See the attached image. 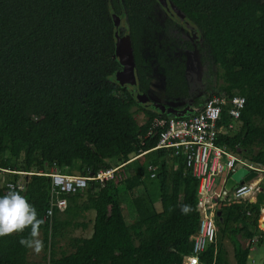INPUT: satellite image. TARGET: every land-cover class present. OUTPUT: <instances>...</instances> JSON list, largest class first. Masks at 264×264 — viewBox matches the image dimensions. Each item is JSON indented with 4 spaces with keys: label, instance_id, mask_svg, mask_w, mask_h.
Masks as SVG:
<instances>
[{
    "label": "trees",
    "instance_id": "1",
    "mask_svg": "<svg viewBox=\"0 0 264 264\" xmlns=\"http://www.w3.org/2000/svg\"><path fill=\"white\" fill-rule=\"evenodd\" d=\"M168 2L199 36L195 45L173 34L179 25L169 15L163 22L156 19V0H0V176L10 174L3 179L0 195L16 190L35 207L44 221L40 233L48 254L30 262V249L18 242L27 236L25 228L0 236V264H184L192 251L202 180L190 174L182 153L155 149L168 126L154 128V120L168 122L173 116L138 106L114 81L120 66L112 12L124 16L130 34L138 91L148 97L150 66L140 50L151 46V59L165 76L163 95L183 101L174 117L189 118L202 108L193 105L186 79L190 51L198 52L208 68L210 82L203 96L245 98L237 130L217 142L264 170V0ZM180 51L185 53L183 61L177 58ZM135 107L146 117L142 125ZM229 123L224 108L218 125ZM121 164L126 173L121 182L90 180L73 195L52 193L51 178L37 175L57 169L65 175L95 177ZM148 166L156 168L154 179ZM146 178L158 184L159 209ZM123 194L135 215L131 224ZM60 201L67 203L64 209ZM221 205L215 217L221 239L202 260L227 264L221 242L227 238L235 264H248L254 246L264 243V226L259 228L264 205L260 199L257 204ZM185 206L187 211H182ZM88 212L94 213L91 236L73 237L71 250L59 252L67 229L86 228L77 219Z\"/></svg>",
    "mask_w": 264,
    "mask_h": 264
},
{
    "label": "built area",
    "instance_id": "2",
    "mask_svg": "<svg viewBox=\"0 0 264 264\" xmlns=\"http://www.w3.org/2000/svg\"><path fill=\"white\" fill-rule=\"evenodd\" d=\"M245 103V98L240 94L233 96L221 94L208 100L198 112L189 118L173 116L169 118L168 122L159 118L153 122L154 128L168 126L161 133L155 149H174L182 153L190 174L202 180L197 205L200 213L198 232L193 238L192 251L185 258L184 264H207L202 260V256L211 245L216 243L218 237L215 217L219 204L232 201H248L257 204L263 193L259 173L264 172V170L254 167L217 142L221 135L231 134L237 130V123H239ZM224 108H228L231 119V123L227 127L218 125ZM239 168L256 172L257 177L250 182L238 184L230 192L223 187L217 191L216 188L223 178V174H225L224 181H226ZM147 170L151 173L150 176L154 178L156 168L148 166ZM27 174L32 175L34 173ZM37 175L51 178L52 193L61 192L65 194H76L80 189L87 188L90 180L101 182L113 180L115 183H119L126 177L122 164L101 171L95 177H93L94 175L63 176L57 169H51L48 173L38 172ZM8 186L12 189L15 188L12 183H8ZM17 188L23 189L24 187L18 185Z\"/></svg>",
    "mask_w": 264,
    "mask_h": 264
},
{
    "label": "rangeland",
    "instance_id": "3",
    "mask_svg": "<svg viewBox=\"0 0 264 264\" xmlns=\"http://www.w3.org/2000/svg\"><path fill=\"white\" fill-rule=\"evenodd\" d=\"M155 14H156V17L161 22L164 21L166 16L157 7L155 10ZM122 30L123 29H121L120 32H122ZM186 58H187V60H186V64H187L186 79H187V82L189 85L191 97L196 98V97H199L201 95V93L203 94L204 80H207L206 84H209V82H210L208 80L209 75L207 74L208 68L202 66V64L199 61V57H197V54H195V53H192V55H190V56H186ZM154 69L155 68L153 66V71H154ZM156 74L157 73L155 71H154V73L152 72V74H151V78L153 80H152V84L150 85L149 95L151 96L152 101L158 102L159 100H161L160 99V91L164 85V80H163L162 76H159V75L157 76ZM212 83L213 84L215 83L214 78H212ZM165 102L168 104V106L170 105V106H173L174 108H176V107L180 108V106L182 105V101L174 102L171 100H166ZM133 110H134V114H135V117H136L138 123L140 125L144 124L146 121V117H145L143 111L139 110L137 107H135ZM193 111L194 110H188V111L183 112V110H179L178 113L188 115V114H193L194 113ZM174 115H178L177 112ZM122 165H123V170H125L124 169L125 164H122ZM5 173H10V172H8L6 170ZM27 173H30V172H21V174H24V175H28ZM59 173L63 176H74V175H65L61 171H59ZM7 175H10V174H4V175L0 176V187H2L3 179H6ZM259 178H261V181H262L261 186L263 187V193L259 199L261 200V202L264 205V172L259 173ZM153 179L146 178L145 184H146V188H147L150 196L152 197V201L154 203V206L157 209H159L160 208L159 187H158L157 182ZM68 195H73V194H68ZM122 199H123V202H124L125 208H126V213L124 212L125 217L131 224L133 222V220L135 219V215L133 214V211H132L130 198L128 197V195L123 194ZM84 200H85V198L82 200H79L78 203L82 204ZM66 205H67V203L64 201L59 202L60 209H64V207ZM263 218H264V216L261 219H263ZM93 219H94V213L93 212H88L87 214H85V216L83 215V217H82V215L79 216V218L77 219V222L78 223L84 222L87 225L86 228L81 226L77 229H72V228L67 229V231L65 233V237L59 241V246H58V248L60 247L59 252L62 250L67 251V252L71 250L69 247V243H70V239L73 237H84V238L90 237L92 234ZM261 219L259 220V224L261 223ZM260 229L263 230V227H260ZM217 236H218L217 238L220 240L221 237L219 236V234ZM39 238L41 239L42 245H43L42 233H40ZM221 242H222L223 248L225 250V259L227 260V264H235L233 244L227 238H223L221 240ZM47 256H48V254H47L46 250H44L43 246L39 252H34L32 249L29 250L30 262H35V263L40 262L43 257H47ZM251 256L252 257H250L248 260V264H264V243L262 245L254 246V250L252 251Z\"/></svg>",
    "mask_w": 264,
    "mask_h": 264
},
{
    "label": "water",
    "instance_id": "4",
    "mask_svg": "<svg viewBox=\"0 0 264 264\" xmlns=\"http://www.w3.org/2000/svg\"><path fill=\"white\" fill-rule=\"evenodd\" d=\"M160 6H162L167 15L173 18L176 22L182 26L192 29L190 23L173 7L168 0H156ZM112 24L114 28V40H115V59L120 66V71L114 76V81L123 89H125L133 98L135 103L143 108H153L160 111L158 106H155L147 97L143 96L138 91V78L136 68L133 59L132 43L129 34H120V28L124 25V16L115 12L111 13ZM157 108V109H156ZM225 174L221 178L216 190L219 191L222 187L230 192L238 184H243L252 181L257 177L256 172H249L246 168H239L230 177L224 181ZM222 205L217 206V216H220ZM260 227L264 226V223L259 224Z\"/></svg>",
    "mask_w": 264,
    "mask_h": 264
},
{
    "label": "clouds",
    "instance_id": "5",
    "mask_svg": "<svg viewBox=\"0 0 264 264\" xmlns=\"http://www.w3.org/2000/svg\"><path fill=\"white\" fill-rule=\"evenodd\" d=\"M182 211H187V206ZM43 223V219L38 218L35 207L20 192L9 190L0 195V236L21 233L28 228L27 236H21L18 242L25 248L39 252L43 246L39 238Z\"/></svg>",
    "mask_w": 264,
    "mask_h": 264
},
{
    "label": "flooded vegetation",
    "instance_id": "6",
    "mask_svg": "<svg viewBox=\"0 0 264 264\" xmlns=\"http://www.w3.org/2000/svg\"><path fill=\"white\" fill-rule=\"evenodd\" d=\"M159 10H161V12H163L164 14H165V16L167 17V13H166V11H165V9L162 7V6H158L157 7ZM155 10H156V7H155ZM160 13V12H159ZM155 17H156V14H155ZM166 17H165V19H166ZM156 19L158 20V21H160L157 17H156ZM165 19H164V21H165ZM161 22V21H160ZM177 25H179L178 27H176V30L174 31V35H177V36H180L183 40H187V41H190L191 43H192V45H195L197 42H198V40H199V36L197 35V33H195V31H194V29H188V28H186V27H184V26H182L181 24H179L178 22H177ZM186 28V29H185ZM121 29H123L122 30V32H120V34L123 36L124 34H129V32L127 31V29H126V27H125V25H123L121 28H120V30ZM129 36H130V34H129ZM189 38V39H188ZM180 43L182 42V41H180V40H178ZM159 47H162V45L161 44H159ZM140 52H141V55H142V58H144L145 59V62L146 63H148V65L150 66V73H149V76H150V78H151V74H152V72L154 73V71L157 73L156 75L158 76H162L163 77V80H164V85H165V76L163 75V73L162 72H160L159 71V64H158V62H156V59H154V60H152L151 59V57H152V49H151V46H147V47H145V48H142L141 50H140ZM153 53H154V50H153ZM192 53H195V54H197V57H199V54H198V52H196V51H190V53L188 54V56H190V55H192ZM182 54H184V56H182ZM154 56V55H153ZM178 56L179 57H177L180 61H183V58H185V53L184 52H179L178 53ZM187 60V59H186ZM199 61H200V58H199ZM201 63V62H200ZM153 66H154V71H153ZM186 72H187V70H186ZM152 79V78H151ZM153 80V79H152ZM152 80H151V82H150V85L152 84ZM206 83H207V80H204V84H203V89L205 88V85H206ZM164 85H163V87H162V89H161V91H160V99L161 100H159L158 102H155V101H152V99H151V96L149 95V91H148V93H147V95H148V99L151 101V102H153L154 104H155V106H158L159 107V109H160V111L162 112V113H165V114H167V115H169V116H174V114L177 112V108L178 109H180L179 107H176V108H174L173 106H168V104L165 102L166 100H171V101H174V102H178V101H182L181 99L180 100H174V99H170V98H167L166 96H164L163 95V90H164ZM189 93H190V90H189ZM191 96V95H190ZM200 96H203V94L201 93V95ZM199 96V97H200ZM191 98H193V97H191ZM196 98H198V97H196ZM195 101L193 102V105L194 106H196V105H198V104H200L199 106H203L206 102H207V98L205 97V96H203V97H201L200 99H195V98H193ZM182 104H183V101H182ZM182 106V105H181ZM153 109V108H152ZM157 109V108H156Z\"/></svg>",
    "mask_w": 264,
    "mask_h": 264
},
{
    "label": "crops",
    "instance_id": "7",
    "mask_svg": "<svg viewBox=\"0 0 264 264\" xmlns=\"http://www.w3.org/2000/svg\"><path fill=\"white\" fill-rule=\"evenodd\" d=\"M264 216V215H263ZM259 228H260V225H259ZM254 250V248L252 249V251ZM250 257H252V256H250Z\"/></svg>",
    "mask_w": 264,
    "mask_h": 264
}]
</instances>
